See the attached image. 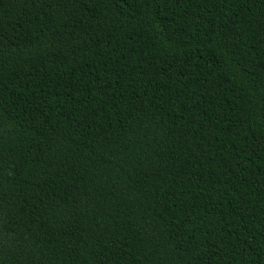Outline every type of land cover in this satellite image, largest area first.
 <instances>
[{"label": "trees", "instance_id": "trees-1", "mask_svg": "<svg viewBox=\"0 0 264 264\" xmlns=\"http://www.w3.org/2000/svg\"><path fill=\"white\" fill-rule=\"evenodd\" d=\"M0 264H264V0H0Z\"/></svg>", "mask_w": 264, "mask_h": 264}]
</instances>
